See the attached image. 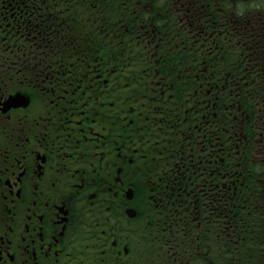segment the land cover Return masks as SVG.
Masks as SVG:
<instances>
[{
	"label": "flooded vegetation",
	"instance_id": "obj_1",
	"mask_svg": "<svg viewBox=\"0 0 264 264\" xmlns=\"http://www.w3.org/2000/svg\"><path fill=\"white\" fill-rule=\"evenodd\" d=\"M248 149L264 0H0V264H129L177 230L222 245Z\"/></svg>",
	"mask_w": 264,
	"mask_h": 264
},
{
	"label": "trees",
	"instance_id": "obj_2",
	"mask_svg": "<svg viewBox=\"0 0 264 264\" xmlns=\"http://www.w3.org/2000/svg\"><path fill=\"white\" fill-rule=\"evenodd\" d=\"M251 166H252V161L249 151V153H247L242 158V161L240 163V173L244 175V177H242L241 183H243L244 188H242V192L238 199L239 207L235 211L232 210V208L226 207L227 213H231L233 216L234 215L237 216V218H230L229 221H227L225 224L226 228H230V227L233 228L226 231L227 238H226V243L223 246L224 255L225 257H227L228 264L231 263L234 264L236 262L235 259H237L235 257L237 256L249 257L253 249L252 245L249 244L248 242L238 246H233V244H230V240L233 237H235V233L239 230V229H235L238 227V225H241V232H242V234L240 233L241 236L243 235L245 237H249L250 229L252 228L253 225V217L250 214V212L253 210V196L251 195L252 187L249 185L252 181L247 176ZM226 183L227 184H226L225 201L227 202V206H235V204L237 203V198L235 197L236 194L235 188L238 187L237 186L238 182L229 175H227ZM259 198H261V196H259ZM258 204L260 205V203ZM257 247L261 249L260 253H264L263 245ZM199 252L202 255L205 254L206 256H208L209 254H211V249H208L207 247L205 248V246H200ZM201 258H202L201 264H206L208 262V260L205 259V257H201Z\"/></svg>",
	"mask_w": 264,
	"mask_h": 264
},
{
	"label": "rangeland",
	"instance_id": "obj_3",
	"mask_svg": "<svg viewBox=\"0 0 264 264\" xmlns=\"http://www.w3.org/2000/svg\"><path fill=\"white\" fill-rule=\"evenodd\" d=\"M253 168V166H252ZM243 188V187H242ZM212 233V232H211ZM211 233L208 234V237L211 235ZM196 232L194 231V235ZM185 234L182 232H179L178 230L175 232V238L173 236L172 245L169 243H165V238L163 241H159L155 243L152 239L153 236H148L147 240L143 238L141 242H139V256L140 257H134V259L129 262V264H176V262L170 257V255H175L176 257H180L182 260L184 257H192L191 264H201L202 258L201 257H195L196 256V250L195 248H192L191 243L193 242V238L191 237L190 242L188 244L187 238H184ZM190 237V236H189ZM195 238V236H194ZM176 239V244H175ZM203 240V239H201ZM208 249H211V257H207L208 262L206 264H228L227 257H218V247L220 245H217L212 239L203 241ZM194 250V254L193 253ZM177 254V255H176ZM195 255V256H194ZM237 259L234 264H264V254H257L256 257H235ZM131 259V257H130ZM227 261V263H226ZM233 264V263H231Z\"/></svg>",
	"mask_w": 264,
	"mask_h": 264
}]
</instances>
